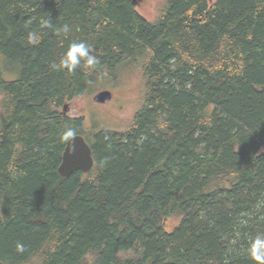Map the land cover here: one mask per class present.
<instances>
[{"label":"trees","instance_id":"obj_1","mask_svg":"<svg viewBox=\"0 0 264 264\" xmlns=\"http://www.w3.org/2000/svg\"><path fill=\"white\" fill-rule=\"evenodd\" d=\"M136 1L0 0V264H258L264 0H168L155 21ZM73 41L94 69L61 66ZM139 55L145 102L62 177V133H84L64 104Z\"/></svg>","mask_w":264,"mask_h":264},{"label":"rangeland","instance_id":"obj_2","mask_svg":"<svg viewBox=\"0 0 264 264\" xmlns=\"http://www.w3.org/2000/svg\"><path fill=\"white\" fill-rule=\"evenodd\" d=\"M168 0H137L136 10L149 21H155ZM144 57L141 55L126 58L114 69L88 84L82 95L68 102L66 112L72 116L84 118L83 136L88 143L92 142L91 134L104 129L124 131L136 112L145 102L146 77L143 73ZM2 76H11L12 64L3 61L0 65ZM13 70V69H12ZM107 89L112 93L105 104L95 103L92 97L100 90ZM177 217H170L168 225L175 223ZM133 250L120 253L121 257L133 258Z\"/></svg>","mask_w":264,"mask_h":264},{"label":"clouds","instance_id":"obj_3","mask_svg":"<svg viewBox=\"0 0 264 264\" xmlns=\"http://www.w3.org/2000/svg\"><path fill=\"white\" fill-rule=\"evenodd\" d=\"M67 26L64 31L67 32ZM35 42V38H32ZM84 64L88 69L92 70L98 64L96 56L90 53V46L84 41H73L68 46L67 50L62 56L60 64L62 67L75 71L78 66ZM63 138L67 141L75 136V131L71 128L65 129L62 133ZM16 249L19 252L24 251V245L17 243ZM249 258L258 264H264V234H258L249 241L247 249Z\"/></svg>","mask_w":264,"mask_h":264},{"label":"water","instance_id":"obj_4","mask_svg":"<svg viewBox=\"0 0 264 264\" xmlns=\"http://www.w3.org/2000/svg\"><path fill=\"white\" fill-rule=\"evenodd\" d=\"M111 97L112 93L104 89L98 91L92 97V100L95 103L105 104ZM67 107L68 105L65 103L63 107L64 112L67 110ZM93 165L94 159L90 144L85 140L83 135L75 134L74 137L66 142L57 171L62 177H68L75 171L86 173Z\"/></svg>","mask_w":264,"mask_h":264}]
</instances>
